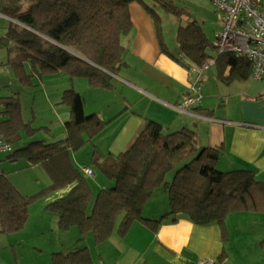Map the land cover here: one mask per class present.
I'll return each instance as SVG.
<instances>
[{
  "label": "trees",
  "instance_id": "trees-1",
  "mask_svg": "<svg viewBox=\"0 0 264 264\" xmlns=\"http://www.w3.org/2000/svg\"><path fill=\"white\" fill-rule=\"evenodd\" d=\"M134 1L153 15L154 10L143 0H0V14L14 22L2 41H7L5 47L13 53L9 62L15 80L28 87L34 75L61 72L71 81L86 79L92 89H110L125 51L120 39L132 29L129 4ZM153 1L177 17L187 16L171 0ZM159 44L164 47L160 38ZM176 45L181 56L176 60L187 69L212 60L220 81H245L250 76L251 65L244 58L209 55V48L214 47L195 20L178 28ZM58 104L69 109L65 137L46 143L32 140L38 130L31 122H24L19 98L14 94L0 97V131L12 150L5 159L14 162L23 158L28 167L42 166L50 180L41 192L25 196L0 174V233L22 231L34 199L72 186L45 209L58 214L61 232L77 228L79 246L68 253H53L52 264H93L87 247L81 245L83 236L89 233L96 244L104 243L112 236L118 219L116 233L124 239L136 222L156 232L163 220L174 224L184 219L196 226L215 224L223 234L224 220L232 213L264 214V184L251 171L218 170L221 148H199L194 132L183 129L166 133L148 119L125 151L92 160L95 171L113 182V186L102 187L93 195L91 182L75 167L71 154L94 143L107 122L96 114H85L84 100L72 86ZM25 137L32 141L21 148L12 146ZM170 172L174 176L166 182ZM158 188L167 195L169 210L158 219H147L143 207Z\"/></svg>",
  "mask_w": 264,
  "mask_h": 264
},
{
  "label": "crops",
  "instance_id": "crops-1",
  "mask_svg": "<svg viewBox=\"0 0 264 264\" xmlns=\"http://www.w3.org/2000/svg\"><path fill=\"white\" fill-rule=\"evenodd\" d=\"M129 14L132 29L120 39L125 50L122 65L113 76V86L104 89L117 101L106 106L101 114L91 113L107 122L94 143H90L93 159L115 157L125 151L134 141L144 120L148 119L161 125L166 133L183 129L194 132L199 148L222 149L217 169L223 172L251 171L254 178L264 184V90L258 92V97L254 100V94L247 89V81H232L238 84L232 88V82L220 81L217 74L215 78L209 77L205 71L199 80L203 93L200 105L194 109H184L181 106L182 100L197 74L191 73V69L185 68L176 60L181 58L178 55L176 37L173 52L162 40L160 30L155 24L156 12L149 14L138 1L129 4ZM0 20L7 22L1 27L4 30L0 31V45L5 46L7 41L2 39L14 22L2 14ZM159 38L164 47L159 44ZM6 51L8 55L6 54L5 68L11 73L7 80L14 83L17 81L9 62L13 53H9L7 48ZM26 71L29 72L28 67ZM13 94L18 97V94L11 91L5 95L0 94V97ZM45 129L50 132L48 128ZM76 168L81 171L89 168L94 173V178L85 177L90 180L96 178L92 167ZM68 190L70 188L63 190L57 198L64 196ZM162 213V210L155 213L149 211L145 217L158 219L164 215ZM217 236L219 235L215 224L196 226L184 219L173 224L166 219L156 232L141 223H133L121 243L124 241L140 246L139 249L130 246V253L144 251V254L140 252L141 255L135 259L138 264L148 263L145 253L150 251L154 253L150 258L156 262L154 264H181V261L187 264L191 257L197 261L213 260L215 257L220 261L218 258L222 257L223 262L225 252ZM28 242L31 243L30 246ZM39 245L25 235L0 233V264H52L51 255L55 252L47 251L45 255L44 245ZM62 249L53 251H71L63 252ZM160 255L161 263L157 260Z\"/></svg>",
  "mask_w": 264,
  "mask_h": 264
},
{
  "label": "rangeland",
  "instance_id": "rangeland-1",
  "mask_svg": "<svg viewBox=\"0 0 264 264\" xmlns=\"http://www.w3.org/2000/svg\"><path fill=\"white\" fill-rule=\"evenodd\" d=\"M143 1L156 12L157 16L154 20L160 30L161 38L173 52L175 51L173 45H175L176 31L180 26H185L189 21L195 20L201 25L209 43H212L215 34L220 31L219 17L214 13L210 0H171L176 7L185 11L187 16L181 18L165 11L153 0ZM0 22V31H3L4 29H1V27H4L7 22H3L2 20ZM9 49L13 51L11 45ZM208 53L212 58L216 57L217 54L213 48H209ZM6 54L5 46L0 45V94L5 95L8 91L18 94L24 122H31L32 127L38 130L32 140H44L46 143H49L64 138V122L68 119L69 109L65 105L58 104V102L64 91L70 89L71 86L83 97L85 114L87 115L94 112L101 114L106 106H110L111 103L117 101L116 98L108 94L107 90L90 88L86 79L74 78L71 81L68 75L61 72L46 73L41 78L38 75H34L31 78L32 85L28 87L20 86L18 82H9L7 79L11 77V73L9 72L10 70L5 68L8 55ZM212 64L208 68V71H206V74L208 72L209 77L215 78L216 68ZM246 81L249 87L247 89L254 94L255 100L258 97L257 93L263 92L264 86L260 82L253 80L250 76ZM236 85H238L237 82H234L232 88ZM101 117L103 118V116ZM45 128H48L50 132ZM32 140L25 137L19 144L12 146L15 149L21 148ZM6 155L0 152V174L3 173L10 183L23 195L32 196L48 187L50 180L42 166L28 167L26 160L23 158L10 162L5 159ZM71 158L78 168L83 166L93 168L96 178L89 179L93 195H96L102 187L113 186L112 181L95 171L92 165L93 150L90 143L72 153ZM173 176L174 172H170L166 177V182H170ZM92 178H94V173L92 174ZM71 187L66 186L34 199L28 207L27 223L24 229L17 233L27 236L28 239H34L41 247H43V244L45 255L47 251L59 252L53 250L63 248V252H67V250L73 251L76 246H79L78 239L80 238V234L77 228L73 227L67 232H61L57 226L58 214L45 209L49 203L57 199L58 194ZM161 210L163 211L162 214L168 212V197L161 188H158L154 191L149 202L143 207L142 214L146 215L149 211L155 213ZM119 221L120 219L115 223L112 236L104 243L96 244L89 233L83 236L81 245L87 247L93 264H138L135 259L141 255L140 252L144 254V251L130 253V246L133 249H139L140 246L124 241L121 243L123 239L117 236L116 233ZM216 228L219 235L217 237L223 244L225 258L222 262L221 260L217 261V257H215L211 260L213 263L264 264V214L246 211L232 213L224 220V237L221 229L218 226ZM216 241L218 242V240ZM30 245L31 243L28 242V246ZM124 252L126 253L123 255ZM153 254L152 251L147 254L145 253L146 259H149L147 264L156 263L154 260H150ZM157 260L160 263L162 262L161 255ZM181 264H183L182 261ZM187 264H198V261L191 257Z\"/></svg>",
  "mask_w": 264,
  "mask_h": 264
},
{
  "label": "built area",
  "instance_id": "built-area-1",
  "mask_svg": "<svg viewBox=\"0 0 264 264\" xmlns=\"http://www.w3.org/2000/svg\"><path fill=\"white\" fill-rule=\"evenodd\" d=\"M214 13L219 17L220 31L215 34L212 46L218 54H231L244 58L251 65V77L264 86V0H210ZM212 61L206 60L198 68L192 67L196 79L189 84L181 106L184 109L198 107L202 100L200 75L207 71ZM0 131V152L11 153ZM85 176L92 170L84 168ZM198 264H213L210 259H200Z\"/></svg>",
  "mask_w": 264,
  "mask_h": 264
},
{
  "label": "clouds",
  "instance_id": "clouds-1",
  "mask_svg": "<svg viewBox=\"0 0 264 264\" xmlns=\"http://www.w3.org/2000/svg\"><path fill=\"white\" fill-rule=\"evenodd\" d=\"M212 61V60H211ZM213 62V61H212Z\"/></svg>",
  "mask_w": 264,
  "mask_h": 264
}]
</instances>
